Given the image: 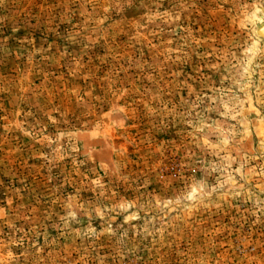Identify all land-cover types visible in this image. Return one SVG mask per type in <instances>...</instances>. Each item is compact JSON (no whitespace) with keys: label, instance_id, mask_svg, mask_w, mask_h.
Instances as JSON below:
<instances>
[{"label":"rangeland","instance_id":"1","mask_svg":"<svg viewBox=\"0 0 264 264\" xmlns=\"http://www.w3.org/2000/svg\"><path fill=\"white\" fill-rule=\"evenodd\" d=\"M264 0H0V264H264Z\"/></svg>","mask_w":264,"mask_h":264},{"label":"bare ground","instance_id":"2","mask_svg":"<svg viewBox=\"0 0 264 264\" xmlns=\"http://www.w3.org/2000/svg\"><path fill=\"white\" fill-rule=\"evenodd\" d=\"M264 37V26L262 27L261 31L259 32Z\"/></svg>","mask_w":264,"mask_h":264},{"label":"water","instance_id":"3","mask_svg":"<svg viewBox=\"0 0 264 264\" xmlns=\"http://www.w3.org/2000/svg\"><path fill=\"white\" fill-rule=\"evenodd\" d=\"M258 35H259L261 38H264L261 34H259V32H258Z\"/></svg>","mask_w":264,"mask_h":264}]
</instances>
